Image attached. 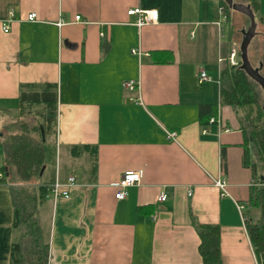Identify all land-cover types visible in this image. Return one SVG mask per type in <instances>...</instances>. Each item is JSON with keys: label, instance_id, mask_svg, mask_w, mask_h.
Wrapping results in <instances>:
<instances>
[{"label": "crops", "instance_id": "1", "mask_svg": "<svg viewBox=\"0 0 264 264\" xmlns=\"http://www.w3.org/2000/svg\"><path fill=\"white\" fill-rule=\"evenodd\" d=\"M220 2L0 0V143L27 124L25 115L31 125L37 120L21 114L19 86L54 83L56 131L46 136L44 162L47 146L59 155L36 183H25L15 167L2 179L0 146V264H203L196 224L219 228L220 264L259 263L246 227L260 217L249 203L257 182L244 164L245 150L253 159L255 147L241 108L221 99V70L235 42ZM133 8L156 9L158 20L138 27L127 13ZM254 15L253 38L264 43V0ZM256 47L259 62L264 47L259 59ZM128 80L138 91L123 86ZM202 104L215 106L212 116L229 130L201 125ZM138 169L140 183L117 199L121 176ZM69 176V196L54 199L50 185ZM215 179L226 181L225 192ZM40 184L47 193L38 202ZM23 186L29 201L17 191ZM20 205L25 219L17 228ZM17 240L23 259L14 262Z\"/></svg>", "mask_w": 264, "mask_h": 264}, {"label": "trees", "instance_id": "2", "mask_svg": "<svg viewBox=\"0 0 264 264\" xmlns=\"http://www.w3.org/2000/svg\"><path fill=\"white\" fill-rule=\"evenodd\" d=\"M254 11L258 8V0H246ZM228 16L230 8L224 0L220 2ZM238 57L240 52H237ZM240 57L237 65L226 61L221 70V99L223 103L241 108L246 123L249 140L255 147L254 158L251 159L249 150H245L244 164L252 169L256 185L250 189L249 203L260 212V217L246 224L250 242L260 264H264V111L262 109L263 91L243 69L240 68ZM264 76V56H261L257 66ZM258 66V67H259ZM19 105L21 114L32 113L36 122L32 125L20 124V131L11 134L0 143L5 148V167L2 179L10 175V168L15 167L22 182L29 183L40 178L44 168V148L46 136L55 134L57 118V89L54 83L21 84L19 86ZM216 112L211 104L199 107L201 125H206L209 118ZM7 174V175H6ZM27 201L33 198L28 187L18 188ZM38 202L47 193V185L40 184L37 188ZM35 196V195H34ZM24 205L15 210V226L23 227ZM196 231L200 239L198 246L203 264H220V234L216 225L196 224ZM22 237H20L21 239ZM11 256L14 262L22 261L23 251L19 240L12 245Z\"/></svg>", "mask_w": 264, "mask_h": 264}, {"label": "built area", "instance_id": "3", "mask_svg": "<svg viewBox=\"0 0 264 264\" xmlns=\"http://www.w3.org/2000/svg\"><path fill=\"white\" fill-rule=\"evenodd\" d=\"M219 9H220V13L223 16V18H226V15L223 11V7H220ZM127 13H128V15L136 16L135 25L138 27H141V26L149 24V23L156 22L158 20V17H159V12L156 9H154V10H141L138 8H133V9H129L127 11ZM26 18L30 21H33V20H35L36 15H35V13H29ZM74 20H76V21L80 20V16L76 15ZM2 30H3V32L9 31L8 23L2 24ZM131 52L134 54H137V55L141 54L140 51L136 48L132 49ZM228 61L231 65H237L238 64L239 57L237 55L236 50H232V52L230 53V55L228 57ZM207 78L208 77H207L206 73L204 71H202L200 73V80H205ZM123 86L129 90L138 91V89H139L138 82L133 81V80L124 81ZM208 121L210 123H215L217 125L219 132L229 130V128H227L221 122V118L219 117V115L210 117ZM167 137L169 139L174 140L176 137V132L167 131ZM0 177H1V174H0ZM141 179H142V170L141 169L124 172V174L121 176L119 182L116 184V186L119 188L118 192L115 194L116 198L117 199H123L126 195V188L139 184ZM74 184H75V178L73 176H69L67 178L66 183H62V182H59L58 180H55L50 185L49 190H50V193L54 199H57L60 197L67 198L69 196V188L71 186H73ZM214 185L216 187L220 188L223 192H225V187H226V181L225 180L215 179ZM191 193H192V190L189 189L188 195H190ZM166 198H167L166 193L162 191L160 193V195L158 196L157 201H159V202L164 201ZM237 208L241 211L244 208V206L242 204H237ZM243 220H245L244 217H243ZM255 264H260V263H255Z\"/></svg>", "mask_w": 264, "mask_h": 264}, {"label": "rangeland", "instance_id": "4", "mask_svg": "<svg viewBox=\"0 0 264 264\" xmlns=\"http://www.w3.org/2000/svg\"><path fill=\"white\" fill-rule=\"evenodd\" d=\"M235 2H238V3H247V2H244L242 0H233ZM231 13V17H230V22H231V32H232V40L234 43V47H235V50L238 52L239 51V47H240V43L243 39V33L242 31L243 30H247L249 25H250V21H249V18L247 16H245L244 14L242 13H239L237 11H234V10H229ZM257 31V29H256ZM254 40L251 41L250 43V49L249 51L252 52L251 53V64L252 66H257L258 64V61L256 59H252L255 57V53L253 52V48L255 45H257V55H258V58H260V55H261V50L262 48L264 47V43L260 40V38H253ZM257 40V42H256ZM257 43V44H256ZM263 100H264V96H263ZM24 121H26V123L28 125H31V121H32V118L30 116H24ZM3 153V149H2V152H1V163L4 162L3 161V156L4 154ZM59 155L57 153V155L55 154V152H53V149L51 147H46V151H45V164L47 166L48 169L52 168V165H53V162L58 159ZM36 183L37 181H32L31 183ZM30 183V182H29ZM27 206H29V203H27Z\"/></svg>", "mask_w": 264, "mask_h": 264}, {"label": "water", "instance_id": "5", "mask_svg": "<svg viewBox=\"0 0 264 264\" xmlns=\"http://www.w3.org/2000/svg\"><path fill=\"white\" fill-rule=\"evenodd\" d=\"M227 6L234 11L244 14L249 18L250 25L247 30H243V39L240 43L239 52H240V68L245 71V73L255 81L263 91L264 94V76L260 73V66L253 67L248 58V46L252 38L256 33V20L253 10L248 4L238 3L233 0H224ZM264 111V103L262 106Z\"/></svg>", "mask_w": 264, "mask_h": 264}]
</instances>
